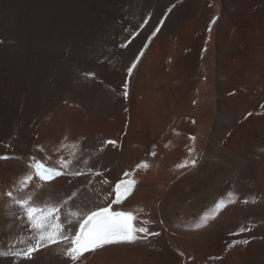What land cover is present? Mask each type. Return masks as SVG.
Wrapping results in <instances>:
<instances>
[{
	"label": "bare ground",
	"instance_id": "bare-ground-1",
	"mask_svg": "<svg viewBox=\"0 0 264 264\" xmlns=\"http://www.w3.org/2000/svg\"><path fill=\"white\" fill-rule=\"evenodd\" d=\"M213 16L218 20L208 33ZM162 18L125 100L126 69ZM250 23L262 27L260 38ZM0 40V155L14 157L0 161V250L22 247L18 241L30 235L5 195L15 194L30 157L58 166L78 144L80 160L89 161L79 166L103 175L71 184L60 177L37 192V202L78 190L69 209L94 207L127 171L136 188L117 209L151 221L160 235L105 246L77 264H264V65L256 59L264 43V0H0ZM169 44H182L181 52L161 72L151 57L160 64L174 53ZM83 72L96 75L86 79ZM181 88L186 95H176ZM178 98L184 101L176 104ZM162 101L175 110L169 125L160 120ZM175 129L184 134L174 136ZM107 139L118 145L105 146ZM191 159L196 167H181ZM207 194L214 199L205 204ZM256 195L262 198L257 208ZM222 199L234 203L197 227ZM242 226L251 230L229 235ZM243 239L249 243L227 247ZM64 247L41 250L31 264H66ZM0 264L11 262L0 258Z\"/></svg>",
	"mask_w": 264,
	"mask_h": 264
},
{
	"label": "snow or ice",
	"instance_id": "snow-or-ice-1",
	"mask_svg": "<svg viewBox=\"0 0 264 264\" xmlns=\"http://www.w3.org/2000/svg\"><path fill=\"white\" fill-rule=\"evenodd\" d=\"M172 7H175L173 5ZM172 7H169L164 13V17L168 16V13L172 11ZM218 17L213 16L211 21L207 24V31L211 33L213 31V25L217 23ZM165 20L162 18L155 30L147 37V42L144 43L143 48L139 54L131 62V65L127 67V78L123 82V97L127 100L129 96V79L131 78L134 69L137 67L138 62L144 54V50L149 47L152 39L160 31L161 26ZM148 24V20L145 19L143 23L139 25L140 29H143ZM127 31V29L125 30ZM138 32H129V35L135 38ZM211 37H209L210 39ZM131 41H128L130 43ZM4 41L0 40V44ZM205 44L208 40H205ZM120 48L127 47V43L121 42ZM207 51V48H203L201 53ZM86 79L95 77L93 72H83L81 74ZM67 104L68 101H65ZM125 112L128 109H124ZM249 116L251 113L248 114ZM190 140L195 141L194 136L189 137ZM104 145H111L116 147L118 145L117 140L107 139L104 141ZM62 147H68V145H62ZM73 151L70 156L65 159L63 156L56 162L58 166H48L46 163L37 159L35 156L30 157V163L28 164L29 171L18 182V187L13 185V190L6 192V196L10 201L17 206L18 214L16 221L22 230H26L30 235L27 240L21 239L18 241L22 247L10 246L7 250H0V258L9 259L11 264H20L21 261L31 262L34 261L35 256L44 249L50 246L62 244L64 245V259L66 264H77L78 261L84 256L85 253H92L98 249H102L108 245L119 244H135L139 241H147L149 237H156L160 235V232L151 230L149 227L151 221L144 219L139 220L137 215L131 211L118 210L117 207L121 205L128 197H130L136 187L137 181L133 178H129L127 171L123 172L122 177L118 179L114 186L111 187L110 192L103 197L104 203L97 204L91 208H85L79 211H72L69 209V204L77 197L78 190L71 191L65 197L54 199L51 195H48L42 203H38L35 196L39 190L50 189L52 182L56 181L60 177H68L69 184H71L76 178L86 175H92L98 177L103 175L100 170H93L88 167L85 171L83 167L79 165L82 163L87 165L89 161L87 159L81 161L77 155L79 149L78 144L71 145ZM155 147V146H153ZM35 149L43 153L45 150L40 145H35ZM103 147L100 148L102 152ZM189 154L191 155L192 149L189 148ZM150 156L156 155L155 151L149 153ZM14 157L9 155H0V161H8ZM144 167H148L147 163L143 164ZM196 167L197 160L191 159L187 161L181 167ZM140 167V165H137ZM91 180L88 181L90 185ZM103 184H109L110 181L105 179L101 181ZM31 184L35 185V188L27 195H20L25 189H28ZM232 193H228L231 197ZM234 203L233 200L227 201L220 200L215 203L210 214H205L200 218L201 223L197 227L206 224L210 218L216 217L228 204ZM67 210V211H66ZM251 229L246 227H240L238 232H231L229 235H239ZM249 240H233L227 245L229 249L233 248L237 244L247 245ZM219 257H217L218 259Z\"/></svg>",
	"mask_w": 264,
	"mask_h": 264
},
{
	"label": "rangeland",
	"instance_id": "rangeland-1",
	"mask_svg": "<svg viewBox=\"0 0 264 264\" xmlns=\"http://www.w3.org/2000/svg\"><path fill=\"white\" fill-rule=\"evenodd\" d=\"M250 27L252 28V32H253V34H254V37L255 38H260L261 36H262V27L258 24V23H256V24H254V23H250ZM240 28L242 29V26H240ZM181 37L183 38L184 37V32H183V30H182V33H181ZM181 38V39H182ZM180 39V40H181ZM152 41H154V38L152 39ZM151 41V42H152ZM242 41V40H241ZM151 44V43H150ZM149 44V45H150ZM259 44V43H258ZM170 45V46H169ZM168 46H167V48H171L172 49V47L174 48V53H172L171 51L168 53V54H166L165 55V57L163 58V60H162V62L159 64V63H157L154 59H156V58H152L151 57V64H152V66H156V68L158 67L159 69H160V71L161 72H163V71H168V68L169 67H167V65L168 66H170L171 64H172V61L175 59L174 58V55H176V54H178V52L180 53L181 52V45L182 44H174V45H172V44H169ZM149 48V47H148ZM147 48V49H148ZM147 49H145L144 50V54H143V56L145 55V53L147 52ZM259 53L257 54V56H256V59L259 61V63H263L262 65H264V43H262V44H259ZM160 50L159 49H157V50H155L154 51V54L152 55V56H154V55H156L158 52H159ZM160 53V52H159ZM171 53V54H170ZM155 61V62H154ZM165 67H167V70H165V69H163V68H165ZM228 85H230V84H228ZM229 89H232V87L231 86H229ZM234 91H236V90H233L232 92H234ZM176 95H186V90H182V88L180 89V91L179 92H177L176 93ZM180 100H183V99H180V98H178V99H176V104H179L181 101ZM164 101H172V98H170V97H166L165 99H164ZM184 101V100H183ZM182 101V102H183ZM187 102V101H186ZM187 106H192L191 105V102L190 101H188L187 102V104H186ZM161 107H162V110H166L165 112L163 111V114H162V116H161V122H162V124H164L165 123V125H169V122L171 123H173L174 122V120H175V110H173L171 107H169V109H168V107H166V104L162 101V103H161ZM176 107V106H175ZM172 109V110H171ZM175 109V108H174ZM176 116H177V114H176ZM184 134V131H182V130H179V131H177L176 129H175V131H174V136H176V137H181L182 135ZM183 152H185L184 150H183ZM188 156H191L190 154H188ZM175 163H176V161L174 162V164L173 165H175ZM170 166H171V164H170ZM173 167V166H172ZM214 198L211 196V195H209V194H207V196H206V199H205V204L206 203H210L212 200H213ZM262 203V198L259 196V195H256V200H255V204H254V206L257 208L258 207V205L259 204H261Z\"/></svg>",
	"mask_w": 264,
	"mask_h": 264
}]
</instances>
